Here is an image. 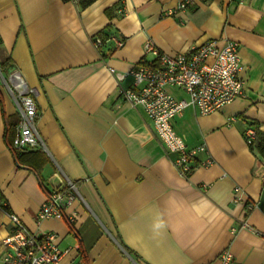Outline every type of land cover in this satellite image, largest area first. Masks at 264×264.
Returning a JSON list of instances; mask_svg holds the SVG:
<instances>
[{"label":"crops","instance_id":"1","mask_svg":"<svg viewBox=\"0 0 264 264\" xmlns=\"http://www.w3.org/2000/svg\"><path fill=\"white\" fill-rule=\"evenodd\" d=\"M181 1L98 0L79 10L72 0H0V68L8 60V74L18 71L35 91L46 149L29 151L47 159L39 178L8 149L5 117L17 109L0 70V264L11 215L37 237L55 233L60 249L72 250L64 264H221L224 251L233 264H264V159L245 138L251 124L264 132V0H203L167 15ZM110 35L125 45L117 49ZM222 39L239 43L245 97L175 118L189 148L206 147L198 160L214 161L184 177L144 110L120 95L133 78L117 83L110 69L126 75L153 61L149 40L176 55ZM66 178L79 193L65 210L76 223H38Z\"/></svg>","mask_w":264,"mask_h":264},{"label":"built area","instance_id":"2","mask_svg":"<svg viewBox=\"0 0 264 264\" xmlns=\"http://www.w3.org/2000/svg\"><path fill=\"white\" fill-rule=\"evenodd\" d=\"M203 0H182L176 10L186 11ZM76 4L78 0H73ZM77 5V4H76ZM124 10L120 9L119 14ZM117 49L125 45V41L110 36ZM100 48L103 41H94ZM145 55H152L154 60L143 62L131 70L129 74H120L110 69L117 83L128 75L134 80L131 88H119L120 95L134 107H141L151 121L156 136L165 146L169 155H175L172 163L179 173L189 177L200 168H208L214 164L211 157L198 160L199 154L206 153L204 145L189 148L177 134L173 121L189 109H195L200 115L207 116L222 110L238 98L245 97V84L242 74L245 66L241 60L239 43L222 39L210 41L201 46H191L186 52L176 55L162 53L152 41L144 47ZM5 86L14 101L19 115L14 147L16 149H46L45 142L38 130L37 105L35 91L18 71H14L3 79ZM171 88L181 90L186 98L176 99ZM234 120V119H233ZM255 137V130L249 128L245 132L247 142ZM239 192V188H236ZM79 196L76 183L66 178L65 188L53 192L44 202L38 223L49 219H66L70 225L76 223V213L65 214L67 207ZM12 230L4 244L8 252L2 259L3 264H64L71 249L61 250L55 233L47 232L37 237L30 232L19 217L11 215ZM221 264H233L234 257L230 251H224L220 257ZM69 264H82L70 262Z\"/></svg>","mask_w":264,"mask_h":264},{"label":"trees","instance_id":"3","mask_svg":"<svg viewBox=\"0 0 264 264\" xmlns=\"http://www.w3.org/2000/svg\"><path fill=\"white\" fill-rule=\"evenodd\" d=\"M69 1V0H66ZM71 1V0H70ZM73 1V0H72ZM98 0H78L76 3L79 7V10H84L95 4ZM112 36V35H110ZM109 36V37H110ZM103 47V46H102ZM101 47V48H102ZM99 48V49H101ZM10 68L9 61L7 60L5 64L0 68L3 75L8 74ZM9 75V74H8ZM4 110V107H3ZM19 115L15 114L9 118L5 117L6 130H5V142L8 149L10 150L13 158L16 162L30 171H33L40 178V171L46 165L47 159L42 151H29L28 149H16L14 147V140L16 138V130L19 122ZM252 129L255 130V137L251 142H248L251 150L256 151L264 159V132L258 129L257 126L251 124ZM1 196V193H0ZM3 199L0 197V205H3ZM118 241L123 245L120 238ZM123 247H125L123 245ZM126 248V247H125ZM126 250L130 253L129 249ZM132 254V253H131Z\"/></svg>","mask_w":264,"mask_h":264},{"label":"rangeland","instance_id":"4","mask_svg":"<svg viewBox=\"0 0 264 264\" xmlns=\"http://www.w3.org/2000/svg\"><path fill=\"white\" fill-rule=\"evenodd\" d=\"M2 79H6L5 77H2ZM45 177H46V179H47V175H44Z\"/></svg>","mask_w":264,"mask_h":264}]
</instances>
